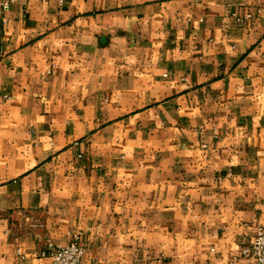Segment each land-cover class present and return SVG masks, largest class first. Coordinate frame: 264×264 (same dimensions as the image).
<instances>
[{"label":"crops","instance_id":"1","mask_svg":"<svg viewBox=\"0 0 264 264\" xmlns=\"http://www.w3.org/2000/svg\"><path fill=\"white\" fill-rule=\"evenodd\" d=\"M262 225L264 0L0 5V264H256Z\"/></svg>","mask_w":264,"mask_h":264},{"label":"built area","instance_id":"2","mask_svg":"<svg viewBox=\"0 0 264 264\" xmlns=\"http://www.w3.org/2000/svg\"><path fill=\"white\" fill-rule=\"evenodd\" d=\"M16 0H1L0 5L3 9H9ZM67 2L70 0H60ZM80 235L67 245H56L50 242L41 251V257H50L53 264H81L85 254L84 246L80 243ZM245 256L253 257L256 264H264V225L258 228L257 236L250 247L244 249Z\"/></svg>","mask_w":264,"mask_h":264}]
</instances>
